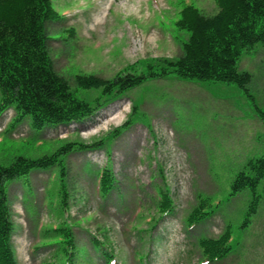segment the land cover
<instances>
[{
	"label": "rangeland",
	"instance_id": "374dc122",
	"mask_svg": "<svg viewBox=\"0 0 264 264\" xmlns=\"http://www.w3.org/2000/svg\"><path fill=\"white\" fill-rule=\"evenodd\" d=\"M53 3L62 17L48 23L49 48L57 71L69 79L73 89L78 74L109 79L138 60L179 56L181 40L189 35L176 25L181 9L194 3L208 14L217 10L214 0ZM238 67L252 76L248 91L253 97H247L250 107L254 98L264 107V43L248 49ZM173 78L178 77H168L173 82L170 89L159 79L144 81L77 128L54 129L28 120L15 124L13 111L0 120V164L6 166L18 155L51 154L67 141L95 143L105 138V146L74 151L63 159V181L59 164L34 168L7 181L17 264H60L59 246L51 244L56 226L70 228L77 249L75 264H107L102 249L112 251V264H202L198 239L218 238L230 229L234 250L222 260L205 264H264V199L248 222L252 190L232 194L234 179L248 165L245 158L258 150L264 152L261 120L252 112L253 122L247 124L244 119L250 117L238 115L245 108L240 106L237 90L242 89L243 96L247 93L235 82L194 81L203 84L196 90L182 84L176 90L184 96L189 89L201 97L212 93L194 100L180 99L171 91L177 86ZM77 94L95 99L101 90L79 88ZM133 102L140 106L132 121L119 135L109 134L126 123ZM114 105L124 108L119 122L111 120ZM233 123V137L242 136L235 144L233 140L229 143ZM192 149L204 154L208 166L195 165L196 160L185 155ZM106 169L114 181L104 194L99 173ZM62 182L67 203L62 200ZM164 191L170 196L172 211L160 216ZM257 192L264 194V182ZM202 197H207V215L213 213L191 226L187 219ZM154 217L158 220L152 226ZM97 241L102 242L99 249L94 247Z\"/></svg>",
	"mask_w": 264,
	"mask_h": 264
},
{
	"label": "trees",
	"instance_id": "16d2710c",
	"mask_svg": "<svg viewBox=\"0 0 264 264\" xmlns=\"http://www.w3.org/2000/svg\"><path fill=\"white\" fill-rule=\"evenodd\" d=\"M219 10L213 15L204 14L194 5L181 11L177 24L189 31L183 44V55L177 59L164 58L147 64L141 74L127 70L112 79L94 75L77 76L83 88H102V96L111 100L149 78L175 73L182 78L235 82L248 90L251 74L238 69V61L247 49L264 43V0H216ZM59 17L52 0H0V109L13 107L18 120L29 116L36 125L60 124L80 121L94 114L95 104L77 97L68 80L54 66L48 47L47 22ZM90 147L81 144V148ZM74 148L69 143L52 155L38 158L18 156L10 165L0 164V264H17L11 237V220L6 182L27 174L33 168L49 167L61 154ZM264 179V157L252 160L233 182V193L246 188L255 199L252 212L258 208L260 194L257 188ZM104 193L113 185L108 172L102 177ZM65 203V201H64ZM171 199L165 195L161 211L171 210ZM194 222L198 218H193ZM191 219V220H193ZM60 264H73L75 245L68 226L53 229ZM229 235L220 239H203L209 258L222 259L231 248ZM100 242L95 243L96 247ZM62 257H61V256Z\"/></svg>",
	"mask_w": 264,
	"mask_h": 264
},
{
	"label": "bare ground",
	"instance_id": "6f19581e",
	"mask_svg": "<svg viewBox=\"0 0 264 264\" xmlns=\"http://www.w3.org/2000/svg\"><path fill=\"white\" fill-rule=\"evenodd\" d=\"M134 10V8H130L129 11ZM99 16V15H98ZM99 19V18H98ZM101 23V19L98 20V24ZM115 108L111 111V120L119 122L122 119V115L124 114V108L120 106L114 105Z\"/></svg>",
	"mask_w": 264,
	"mask_h": 264
}]
</instances>
